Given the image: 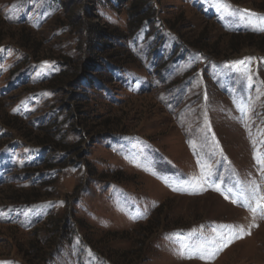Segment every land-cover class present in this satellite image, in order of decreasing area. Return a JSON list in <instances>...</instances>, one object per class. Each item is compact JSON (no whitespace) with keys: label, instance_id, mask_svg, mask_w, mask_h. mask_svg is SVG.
Masks as SVG:
<instances>
[{"label":"rangeland","instance_id":"374dc122","mask_svg":"<svg viewBox=\"0 0 264 264\" xmlns=\"http://www.w3.org/2000/svg\"><path fill=\"white\" fill-rule=\"evenodd\" d=\"M61 1L0 0V264H264V0H159L173 32L133 36L129 3Z\"/></svg>","mask_w":264,"mask_h":264},{"label":"trees","instance_id":"16d2710c","mask_svg":"<svg viewBox=\"0 0 264 264\" xmlns=\"http://www.w3.org/2000/svg\"><path fill=\"white\" fill-rule=\"evenodd\" d=\"M55 2H57L60 5V8H64V10L67 9L66 7V2H62L61 0H53ZM83 1V0H81ZM119 1V3H122L123 5L128 4V6L126 7V11L128 13V29H129V33L131 36H133L134 34H136L139 30H141L144 27H149V29L151 30V32H153L154 29H157L158 24L161 26L163 25L165 27V29L170 32H173V26L169 25L167 23V21L162 18L160 16V5H159V0H117ZM233 1V0H232ZM85 8V7H84ZM87 8H89L87 6ZM65 16H67V14H65ZM73 19L74 22L69 21L68 22V26L72 27L73 29L75 28V31L81 33L82 35H85L87 32H89L90 34L88 35V42L91 43V46L89 48V51L91 50L92 46V41L94 39H98V37L100 38L101 36L104 35V33H102L104 31V28H98L96 29L94 26L92 25H87L86 23L83 22L81 15H76L75 18L71 17ZM70 20V18H69ZM78 22V23H77ZM259 44L257 45L259 47L260 50H262L264 52V37H259ZM1 39V38H0ZM24 39V36H23ZM2 40V39H1ZM21 42V41H20ZM87 42V43H88ZM23 45V44H22ZM25 47H27L25 44L23 45ZM94 51H96V48H94ZM26 54V58L30 57L29 53H25ZM60 59V58H59ZM116 57L114 58V62H110L108 61V68L110 67H114L112 65H114L116 60ZM116 65V64H115ZM96 71H102L104 72V69H96ZM107 72V69L105 70ZM96 78H98L96 76ZM87 78H86V74H84L81 78L80 74H71V70H65V69H60V71L57 73V75L52 78L50 80V84L49 86H53V89L56 88H61L63 87L62 84L65 83L66 86L69 85H80L81 83L85 82L87 83ZM106 81H113V77L111 76V78L109 77ZM94 87H96L94 85ZM64 124V122H60V124H55L54 126H56V128H60L62 125ZM60 126V127H58ZM63 128V127H62ZM62 129H60L61 132ZM107 135L113 134V133H109L106 132ZM54 140V139H53ZM52 137L51 136H45L43 138H41L40 136L36 137V140H34L33 142L36 143V145H42V144H52L53 143ZM72 147L67 148L68 150L70 149H77L76 145H71ZM66 149V150H67ZM67 150V151H68ZM60 224L59 222L54 224V226L58 227Z\"/></svg>","mask_w":264,"mask_h":264},{"label":"snow or ice","instance_id":"6c2138e0","mask_svg":"<svg viewBox=\"0 0 264 264\" xmlns=\"http://www.w3.org/2000/svg\"><path fill=\"white\" fill-rule=\"evenodd\" d=\"M224 7H229V5H227L226 3H224L223 5ZM245 12H249L250 10H247L245 9L244 10ZM251 15H257L255 13H250ZM47 63V62H45ZM240 64H243L244 61H240L238 62ZM257 162L264 165V157H258L257 158ZM262 171H264V168H262ZM209 176H211V173L209 172L208 173ZM203 179V178H202ZM193 182H195V178H193ZM257 189H258V186H253V193H257ZM220 189L217 188V191H219ZM227 198V197H226ZM254 199H256V206L252 208V211L253 212H256V211H262L264 212V197H260L258 196V194L254 197ZM234 203H236L237 201H233ZM241 203L243 204V206H248L249 203H251V201L247 198V197H244L243 200L241 201ZM225 227H228V226H225ZM233 238L235 239H239V238H242V236L245 234L244 233V229H243V226H232V232L230 233ZM247 234H250L247 233ZM232 241L231 240H228V243H231ZM225 247L227 246V244L224 245ZM219 250V249H218ZM203 258V257H201Z\"/></svg>","mask_w":264,"mask_h":264}]
</instances>
